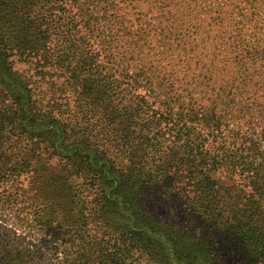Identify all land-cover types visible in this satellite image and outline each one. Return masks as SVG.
<instances>
[{
  "label": "trees",
  "instance_id": "obj_1",
  "mask_svg": "<svg viewBox=\"0 0 264 264\" xmlns=\"http://www.w3.org/2000/svg\"><path fill=\"white\" fill-rule=\"evenodd\" d=\"M207 7L0 0V220L35 241L0 224L2 263L264 262V141L224 130L254 110L264 0ZM220 42L243 85L204 104Z\"/></svg>",
  "mask_w": 264,
  "mask_h": 264
},
{
  "label": "rangeland",
  "instance_id": "obj_2",
  "mask_svg": "<svg viewBox=\"0 0 264 264\" xmlns=\"http://www.w3.org/2000/svg\"><path fill=\"white\" fill-rule=\"evenodd\" d=\"M200 4L203 5V7H207L208 5L212 4L215 0H199ZM207 5V6H206ZM208 7L206 8V10ZM203 16L207 17L208 14L204 13V11L201 13ZM256 22H261L262 29L264 28V16L262 13H260L259 16L256 17ZM215 28V27H214ZM212 28L211 31L214 29ZM264 31V30H263ZM216 32V30H215ZM215 60L217 63V70L216 73V79L213 81V88L205 89V93L202 95L204 96V100L202 102L204 104H207L210 102V98L216 97L219 93H221V90L223 88H227L230 86H233V91L237 89L238 86L243 85V79L236 78L237 74L236 72H233V67L231 64L232 57L236 58L237 52H232L230 58L227 56L228 51H224L225 46L220 42L218 44H215ZM264 63V61H262ZM260 64V63H259ZM258 72L257 74L259 76H254V73L251 72V76L246 79L245 86L243 88H240L243 94H238L237 99L242 101V105H247L248 103L252 102V106L254 110H251L250 112H241L239 115L234 117L233 119L227 121L224 125V130L227 129H242L243 131L247 133H255L256 139H262L264 141V67L258 65ZM233 72V73H232ZM213 89V90H212ZM239 89V87H238ZM200 97V96H197ZM254 102V103H253ZM264 150V147H263ZM0 218H14V215H16V212L7 210L0 214ZM10 222H4L0 220L1 229H5L8 233L16 232L20 237L19 242L20 245H14L19 247H24L29 250H31L33 247L32 245L35 243V241L32 240L33 233L27 228H19L12 225V220H9ZM58 247L60 245L57 244ZM44 250V249H41ZM52 251V250H51ZM45 252V251H44ZM59 254L57 256H52L48 252L44 253V256L41 258H38L36 256L33 257V259L36 261L35 264H60L59 260ZM33 261V260H32ZM0 264L2 263L1 260V254H0ZM133 264H150L149 262L145 261L144 259H138L137 261H134ZM260 264H264L260 263Z\"/></svg>",
  "mask_w": 264,
  "mask_h": 264
}]
</instances>
